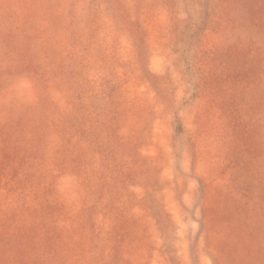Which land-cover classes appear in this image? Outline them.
I'll list each match as a JSON object with an SVG mask.
<instances>
[{"label": "rangeland", "instance_id": "rangeland-1", "mask_svg": "<svg viewBox=\"0 0 264 264\" xmlns=\"http://www.w3.org/2000/svg\"><path fill=\"white\" fill-rule=\"evenodd\" d=\"M0 264H264V0H0Z\"/></svg>", "mask_w": 264, "mask_h": 264}]
</instances>
